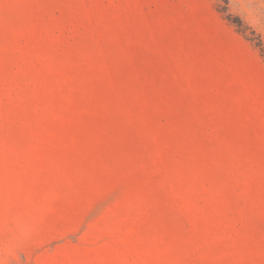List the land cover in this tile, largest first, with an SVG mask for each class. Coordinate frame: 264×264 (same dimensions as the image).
Instances as JSON below:
<instances>
[{
	"label": "rangeland",
	"instance_id": "obj_1",
	"mask_svg": "<svg viewBox=\"0 0 264 264\" xmlns=\"http://www.w3.org/2000/svg\"><path fill=\"white\" fill-rule=\"evenodd\" d=\"M0 264H264V0H0Z\"/></svg>",
	"mask_w": 264,
	"mask_h": 264
}]
</instances>
